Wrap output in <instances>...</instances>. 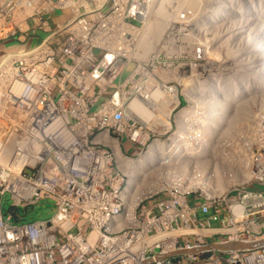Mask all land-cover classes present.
<instances>
[{"label": "built area", "instance_id": "1", "mask_svg": "<svg viewBox=\"0 0 264 264\" xmlns=\"http://www.w3.org/2000/svg\"><path fill=\"white\" fill-rule=\"evenodd\" d=\"M155 1L0 0V264H264V90L217 131L227 192L130 187V163L186 136L211 85L223 98L181 21L148 35Z\"/></svg>", "mask_w": 264, "mask_h": 264}, {"label": "rangeland", "instance_id": "2", "mask_svg": "<svg viewBox=\"0 0 264 264\" xmlns=\"http://www.w3.org/2000/svg\"><path fill=\"white\" fill-rule=\"evenodd\" d=\"M198 2L192 7L193 5L190 6L187 0H173L166 9H168L167 12L171 16V22L181 21L186 29L188 37L187 52L203 53L199 63L202 65L201 73L204 75L206 89L208 83H212V79L215 75L216 80L220 82L222 88L220 90H223V98L220 99L217 107L213 106L212 96L214 90L211 85L209 97L205 101L204 114L194 123V127L190 129L191 131H189L186 136H182L176 132L174 127L172 134L174 138L177 135L183 140L180 148L181 150L183 149L182 151H184L186 155L189 154V149L193 152H196L195 150L197 149L195 154H199L198 151H201L200 144L206 141L209 148L206 149L205 147V149L202 150L204 151L202 152L203 157H209L211 155L210 157L216 158L217 161L220 160L222 163H229L231 152H229L228 145L231 143V139L228 136L217 135L220 125L224 123L223 120L217 123V117L225 108H227V114L225 113L224 119H229V114L232 115L234 112L237 115L235 106L241 99L238 98L237 101H235L233 96H244L245 92L243 91V87L246 82H248L246 88V93L248 94H253L255 92L259 93L264 90V88L255 90L254 88L256 86L253 87V85H255L253 84V80L255 78L258 79L259 73L261 72L257 67L264 65V0H198ZM173 13L176 14L173 15ZM212 18L215 22L211 20ZM257 33H260L261 37H259ZM255 42H257V44ZM249 48L250 50H248ZM189 63L194 65L198 63L196 57L192 54L189 56ZM257 79H255V81ZM237 106H240V104H237ZM243 106H245V104H243ZM252 112H254L253 109L250 113ZM214 115H216V117H214ZM240 115L241 114H239V116ZM177 136L176 138H178ZM173 137L171 138L174 139ZM169 138L170 135L168 134L161 139V142L168 141ZM220 141L223 147L221 150L217 148L219 147L218 142ZM209 149H212V151ZM207 153L209 155H207ZM195 154L190 155L191 158H194ZM217 156H221V158L219 159ZM196 164L199 163L197 162ZM213 165H215L213 161L208 160L205 162V165L202 164V168L205 169L206 166L209 168L208 172L213 176L210 177L209 180L211 185H216L215 187L219 184L226 185L224 186L223 194L227 192L229 188L233 187V184H231L230 181L224 180L220 169H218L216 174H213L215 172ZM178 168L180 169L172 170L176 172L172 180L174 181L173 187L175 188H164L161 192L170 191L172 193H183L186 192L188 188L207 197L205 191L194 189L191 185H185L182 181L184 177H176L181 174H186L184 172L186 170L185 167ZM189 174H191L190 170ZM2 207L6 214L11 212L12 203L9 197L6 198ZM38 211L41 213L42 217H36L34 220L39 218L50 219L52 216L51 206L47 205L41 207L37 212ZM24 221L31 220L25 219Z\"/></svg>", "mask_w": 264, "mask_h": 264}, {"label": "bare ground", "instance_id": "3", "mask_svg": "<svg viewBox=\"0 0 264 264\" xmlns=\"http://www.w3.org/2000/svg\"><path fill=\"white\" fill-rule=\"evenodd\" d=\"M172 1L173 0H156L155 1L156 6H155V10H154L153 20L150 22V24H148L146 26L147 33L149 36L154 35V34L159 36L166 29V27L168 25V21L170 20V17H171L170 14H168V12H167L168 9H166V8L169 6V4ZM187 1H189L190 6L193 5L192 7H194L196 2H198V0H187ZM175 14L173 13V15H175ZM173 20H174V18H173ZM211 20H213V18ZM218 22H219V20H218ZM216 24H217V22H216ZM257 34L259 37H261L260 33H257ZM255 43L257 44V42H255ZM248 50H250V48ZM251 51H253V50H251ZM260 75H261V77H260V79L258 78L259 80L257 78H255L258 80V81L256 80L257 82L255 81V79L253 80V84H255V85H253V87L256 86L254 88L255 90L256 89L258 90V88H264V73L260 72ZM252 76H254V75H252ZM242 83H244V82H242ZM247 83L248 82L245 83V86H244L245 89L247 88ZM247 96H248V93L245 92L244 96L243 95H234L233 98L235 101H237L238 98H243V97H247ZM238 103L239 102H237L236 104H238ZM235 109L237 110V112H240V113H242V111H243L241 106H239L238 109H237V107ZM226 111H227V108H225L218 115L217 123H220L225 118ZM176 136H175V138L173 137L174 139L171 138L173 143H171L170 145H166L164 143H159V142L153 144L145 155H143L139 160L130 163L129 168L126 169L125 172L129 178L130 187L134 189L133 193H135L134 195L138 200H140L141 198H143L145 196L152 195L155 192L162 190L164 188H168V187L169 188H175V187H173L174 181H172V180H173V177H175L174 174L176 172H173L172 170L173 169H180L178 167H181V168L185 167L187 170V172H186V170L184 171L186 174H184V175L181 174L179 176H176V177H181V178L184 177V179L182 180L184 184L192 183V185H191L192 188L201 189V190L205 191V194L207 196H210V197L213 196L214 194H216V195L222 194V192L224 190V186H226V185L219 184L217 187H215L216 185L215 186L211 185L209 180H210V177H213V176L208 172L209 168L207 166L205 169L202 168V164L205 165V162H207L208 160L213 161V163L215 164V165H213V167L215 169V172L213 174H216L218 169L221 170L222 167H224L226 169V173L227 172L229 173V166H228L229 163L226 162L225 164H222L221 161H219V160L217 161L216 158L210 157L211 155L209 157H205V156L203 157L202 152H204V151H202V150L205 149V147H206V149L209 148L208 144H206V141H203L204 143L202 142V144H200L201 146L199 145L200 150H201V151H198L199 154L198 153H197V155L195 154L197 152V149L195 150L196 152H193L189 149L188 150L189 154L186 155V153H184V151H182L183 149L181 150L180 145L175 146V143L178 140H180L179 136H177L178 138H176ZM163 146H165V147H163ZM209 150L212 151V149H209ZM185 152H187V151H185ZM205 153H206V151H205ZM193 154H195V157L192 156L194 158H191L190 155H193ZM207 155H209V154L207 153ZM226 159H227V157H226ZM222 161H224V160H222ZM197 162L199 164H196ZM189 170L191 171V174H189ZM203 173H205V175L207 177H203ZM237 177H238V180H244L245 174L244 173L237 174ZM228 181H230V180H228Z\"/></svg>", "mask_w": 264, "mask_h": 264}, {"label": "trees", "instance_id": "4", "mask_svg": "<svg viewBox=\"0 0 264 264\" xmlns=\"http://www.w3.org/2000/svg\"><path fill=\"white\" fill-rule=\"evenodd\" d=\"M39 208H41V207H39ZM39 208H36L35 210H32L31 212L27 213L25 215V219L34 220V218H36V217H42L41 213H39V211L37 212V210Z\"/></svg>", "mask_w": 264, "mask_h": 264}]
</instances>
